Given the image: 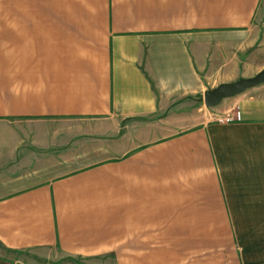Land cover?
I'll use <instances>...</instances> for the list:
<instances>
[{
  "label": "crops",
  "instance_id": "0c3cea01",
  "mask_svg": "<svg viewBox=\"0 0 264 264\" xmlns=\"http://www.w3.org/2000/svg\"><path fill=\"white\" fill-rule=\"evenodd\" d=\"M262 70L264 0H0V264H264Z\"/></svg>",
  "mask_w": 264,
  "mask_h": 264
},
{
  "label": "water",
  "instance_id": "95a60500",
  "mask_svg": "<svg viewBox=\"0 0 264 264\" xmlns=\"http://www.w3.org/2000/svg\"><path fill=\"white\" fill-rule=\"evenodd\" d=\"M264 84V70L248 79H240L233 83L221 84L206 91L202 95L203 105L206 108H214L224 99L235 97L244 91Z\"/></svg>",
  "mask_w": 264,
  "mask_h": 264
},
{
  "label": "rangeland",
  "instance_id": "374dc122",
  "mask_svg": "<svg viewBox=\"0 0 264 264\" xmlns=\"http://www.w3.org/2000/svg\"><path fill=\"white\" fill-rule=\"evenodd\" d=\"M203 105V102H202ZM204 107V105H203ZM55 259V260H53ZM51 260H47L49 263L48 264H83L80 262V260H74V259H62L61 256L58 254L56 257ZM57 262V263H56Z\"/></svg>",
  "mask_w": 264,
  "mask_h": 264
},
{
  "label": "built area",
  "instance_id": "2783aa9c",
  "mask_svg": "<svg viewBox=\"0 0 264 264\" xmlns=\"http://www.w3.org/2000/svg\"><path fill=\"white\" fill-rule=\"evenodd\" d=\"M235 121H240V114L238 111L232 112L225 117L218 119L219 123H232Z\"/></svg>",
  "mask_w": 264,
  "mask_h": 264
}]
</instances>
